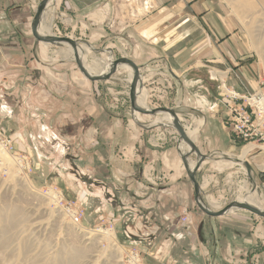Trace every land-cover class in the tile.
Listing matches in <instances>:
<instances>
[{
  "label": "rangeland",
  "instance_id": "obj_1",
  "mask_svg": "<svg viewBox=\"0 0 264 264\" xmlns=\"http://www.w3.org/2000/svg\"><path fill=\"white\" fill-rule=\"evenodd\" d=\"M218 1L239 33L238 43L230 41L226 46H215L219 60L216 66L208 67L200 63L204 57H195L191 65L196 63L198 69H194V74L189 71L177 77L164 68L161 54L149 49L143 58L136 47L135 35L123 33L126 29L123 26L139 23L141 4L134 14L128 13L131 21L125 18L114 19V22L111 18H103V14L108 15L107 8L102 9L104 6H100L102 15L99 12L95 17L83 18L69 12L68 3L55 0L44 10L43 20L50 23L51 36L77 41L80 47L88 43L92 49L86 55L88 63L93 58L106 63L121 57L132 60L140 68L149 110H175L183 127L199 123L194 144L207 159L197 172L196 180L208 208L220 211L231 202H239L256 192L260 208L264 210V175L258 178L255 165L259 164L251 159L255 150L264 152L260 149H264V141L234 136L230 145L225 144L229 149H224L223 145L206 137L210 133L206 130L209 122L218 126L216 131L214 127L210 129L217 137L219 133L224 134L223 127H227L222 100L229 101V97L222 93V83L226 93L234 90L240 97H246L257 90L259 77L260 81L264 80V0ZM33 2H29L30 14L24 32L30 41L26 58L34 61V69L30 71L34 76L29 80L22 76L3 80L4 69L0 65V264H178V260L182 263L181 257L195 252L193 242L181 240L178 233L183 229L175 226L178 221L182 222L184 214L143 209L138 203L142 198L133 197L132 191L129 194L125 181L115 177L116 165L111 163V157L107 160L100 157L97 146H92L95 133L76 131L75 127L66 132L61 127L64 122L73 121L69 111L76 114L87 102L86 93H92L91 101H98L107 113L113 110L115 115L111 116L126 124L124 132L133 142L141 143L145 138L153 149L164 142L160 150L162 165L157 164V175L150 182L156 192L169 184L173 185L167 189H176L179 180L186 178L179 157L181 144L177 133L166 126L167 123L153 126L156 118L152 116L139 115L140 121H134L128 101L130 83L126 71L118 70L106 82L92 83L78 72L73 57H64L70 47H44L37 43L30 33V21L41 0ZM142 8L146 15L152 14L151 26L159 25L163 31L175 25L174 1L160 4L164 18L154 17L157 12L151 2L143 1ZM181 23L183 38L195 41L193 46L199 47L201 55L205 44L200 40L205 37L201 25L189 18ZM105 50H111V59ZM250 63L252 67L247 66ZM226 68L231 69L229 82L225 78ZM8 70L11 73L14 68ZM242 71L250 74V83L241 79ZM143 78L147 81L143 82ZM72 117L79 122L82 116L76 118L72 114ZM163 135L166 140L159 141ZM246 146L252 147L240 160ZM223 149L228 153L220 154ZM158 155H154V160ZM117 156L115 163L119 162ZM189 160L195 162L196 157L191 155ZM244 163L249 165V172ZM190 213L192 225L193 218H207L194 204ZM75 214L80 220L77 225L72 220ZM163 214L168 215L167 220L163 219L164 224L159 220ZM241 218L258 220L264 228L263 219L245 211H230L217 220L226 222ZM206 260L205 264H209ZM249 261V264H259L262 260Z\"/></svg>",
  "mask_w": 264,
  "mask_h": 264
},
{
  "label": "crops",
  "instance_id": "obj_2",
  "mask_svg": "<svg viewBox=\"0 0 264 264\" xmlns=\"http://www.w3.org/2000/svg\"><path fill=\"white\" fill-rule=\"evenodd\" d=\"M32 1L33 0H0V65L3 66L4 69L2 71L3 74H1V76L4 77L3 80H6L7 77L11 78L10 80L15 78L18 79L20 76H22L21 78H25L24 80H29L35 74L33 71L30 72L31 69H34V61L26 58V54L30 50L28 48L30 41L29 38H26L28 36H26L24 32L25 22L30 14L29 2ZM63 1L70 5V8L68 7L70 9L69 12L78 14L83 18L89 17V15L95 17L99 12L101 14L102 11L100 6H104L102 9L107 8L108 15L103 14V18H111L114 22L125 20V18L131 21V18L128 17V13L132 14L133 12L134 14L135 9L138 10V4H141L139 12L142 13V15L137 17L139 18V23L137 25L134 24V26H131L129 23L123 26L122 28H126L123 33H132L135 35L137 38L136 47L143 58H146V52H148L149 49L151 52L161 54V60L165 62L164 68L174 77L180 76L179 74L188 73L189 71L191 73L195 71L194 69H198L196 63L193 64V66L191 65L195 57H204V60L200 63H205L208 67L216 66L219 60L216 59L215 46H226L230 41H234L235 45L238 43L236 39H238L237 35L239 33L236 27L233 26V23L227 18L224 11L221 10L218 5V0ZM143 1L146 2V4L149 2L154 4L156 8L155 11L158 13L154 16L156 18H161V16L163 18L166 17L163 8H160L161 3L174 1L176 11L173 13L172 17L175 20V25L166 27L163 31L160 30L162 27L159 25L156 27L151 26L149 20L152 14H145V10L142 8ZM184 18H189L191 21L196 20V23L201 25V31L205 34V37H201L200 39L201 42L205 43L202 46L203 52L201 55H199V47L196 48L195 45L193 46V44H196L195 41L189 39L185 40L183 38L184 33L181 20H184ZM252 65L253 63H250L247 66L252 67ZM187 66L188 68H186ZM230 67L233 68V65ZM8 68H14V70L9 73ZM242 69L245 71L246 68L242 67ZM230 70V68L225 69V78L228 82L230 81ZM244 71H242L243 76L241 79L250 83L248 82L250 74ZM232 72L235 73L236 71ZM191 74H194V72ZM144 79L147 81L146 78H143V82ZM259 81L260 77L258 78V83ZM230 85L232 86V84ZM91 96L92 93H86L85 99L87 102H85L82 109H78L79 111L76 114L69 111V118H72L73 121H68V123L64 122L61 129L66 132L69 131L71 127H75L76 131L92 130L95 133V144L92 146H97L96 152L100 157L106 160L111 157L112 162H110L114 163V166L116 165V170H114L116 173L115 177L125 181L127 187L126 191H128L129 194L132 191L133 197L137 195L142 198V201L138 203L142 205L143 209H146V211H149V209L151 210V208H156L158 211L162 209L165 212L179 211L180 214L186 211L187 216L192 218L190 210H193L194 195L191 184L187 178L179 180L176 189L174 188L172 190L167 188L170 187L169 185L173 184L158 188V192L151 186V179H154L155 175H157V164L162 165L160 150L163 149L165 143L163 142L161 146L157 145L160 146L159 148L156 149L154 147L153 149L147 145V140L145 138L141 143L133 142L134 140L124 132L126 124L123 121L121 123L119 120H115V117L111 116L112 114L115 115L112 109V111H108V113H110L108 114L98 101H91ZM175 98H177V95ZM72 114L76 115V118L77 115L82 116L81 118L79 117V122L73 119ZM223 117V120H225L224 115ZM212 127H214L216 131L218 126L215 124L213 126V123L210 122L207 123L206 130L210 133H208L206 137L223 145L224 149H229V146L225 147V144L227 143L226 145H228L229 143L230 145L232 140H234V136L230 134L229 130L227 131L225 127H223L225 131H223L224 134L219 133V137H217L215 132L213 134L210 130ZM162 137L163 138H159L158 140H166L164 135ZM254 147L253 150L255 149ZM224 149L219 151L221 152L220 154L224 155L228 153ZM260 149L264 150L263 148ZM255 151L251 159L259 164V166L255 165L259 178L264 175V152L260 150ZM119 154H121L120 157ZM156 154H159V157L154 160V155ZM116 156L119 162L115 163ZM141 167L142 169H140ZM178 187H180V190L177 189ZM167 218L168 215L163 214L159 219L160 223L164 224L163 219L167 220ZM193 219L195 222L193 225H187L179 221L177 224L175 223V226L178 225L183 229L179 231L178 236H180L183 241L193 242L192 249L195 251L186 258L181 257L182 263L178 260V264H205V258L207 257L209 258L206 261H208L209 264H249V260H258L259 258L262 260L259 264H264V241L262 240L264 237V228L262 227V223L258 222V220L253 221L249 218H241L239 220H228L223 222L217 220L222 219V217ZM183 254H185V252ZM193 255H195L194 258L192 257Z\"/></svg>",
  "mask_w": 264,
  "mask_h": 264
},
{
  "label": "water",
  "instance_id": "obj_3",
  "mask_svg": "<svg viewBox=\"0 0 264 264\" xmlns=\"http://www.w3.org/2000/svg\"><path fill=\"white\" fill-rule=\"evenodd\" d=\"M51 0H41V2L38 4L36 10L34 11V16L30 22V33L33 37V39L37 43H42L45 45H50V46H60V45H67L71 48L73 52V59L76 65L77 70L79 73L82 74L85 80L89 82H106L110 80V78L117 72V68L120 66H125L131 69L132 71V78H131V83L129 87V105H130V112L133 114L138 113L143 116H155L156 114H167L168 116L171 117V124H167L166 126L171 127L176 131L178 134V140L179 142H183L189 147V152L187 154H180L179 157L180 160L182 161L183 168L186 173V177L188 181L191 184V187L193 189V195H194V205L199 210L203 215L207 216L208 218H218L223 216L224 214L228 213L231 210H243L246 211L253 216H256L260 219L264 220V210L254 208L246 203L243 202H231L228 204L225 208H223L220 211L213 212L211 211L204 203L203 198H202V192L200 190V185L198 184L196 180V174L198 170L200 169L201 165L205 162L207 157L205 155H202L200 150L188 139V137L185 135L184 130L178 120L177 113H175L174 110L172 109H166V108H158V109H152V110H146L140 108L136 104V98L137 94L139 91L143 88L142 87V81L139 73V68L138 66L131 61L128 58L121 57L117 60H108L109 62V69L105 74L102 75H90L84 65L82 64L81 58L78 55L77 48H78V42L71 40L69 38H61V37H56V36H43L40 35L38 28L41 23L42 16L44 14V10L48 6L49 2ZM84 45L88 46L91 49V47L88 45V43L84 42ZM104 53H108L110 58L112 57V52L111 50H105ZM190 155H195L196 156V163L195 166L190 168L187 159ZM247 172H249L250 167L247 163H244Z\"/></svg>",
  "mask_w": 264,
  "mask_h": 264
},
{
  "label": "bare ground",
  "instance_id": "obj_4",
  "mask_svg": "<svg viewBox=\"0 0 264 264\" xmlns=\"http://www.w3.org/2000/svg\"><path fill=\"white\" fill-rule=\"evenodd\" d=\"M54 2H55V0H51L50 2H49V4H48V6L49 5H51V4H54ZM47 6V7H48ZM36 10V9H35ZM44 15V14H43ZM38 31H39V33H40V35H43V36H47V35H49V36H51L50 35V32H51V26H50V23L49 24H47V23H45V20H43V16H42V19H41V23H40V26H39V28H38ZM39 44H42V43H39ZM44 45V47H46L45 46V44H43ZM65 45V44H64ZM48 46V45H47ZM67 46V45H66ZM69 47V46H68ZM43 48V47H42ZM89 50H90V48L88 47V46H86V45H84V46H82V47H80V46H78V48H77V52H78V55L80 56V58H81V61H82V64L84 65V67L86 68V70L88 71V73L90 74V75H102V74H105L107 71H108V69H109V61L106 63L105 61H102V60H100V59H97V58H93V59H91L90 61H89V63L87 62V58H86V55L88 54V52H89ZM62 54V53H61ZM66 55L64 56L65 58H68V57H73V52H72V50H71V48H68V51H67V53H65ZM74 60V59H73ZM111 61H112V59H111ZM132 61V60H131ZM139 68V67H138ZM118 70H124V71H126L127 72V74H128V83H131V78H132V71H131V69H129L128 67H125V66H120V67H118L117 68V71ZM139 70H140V68H139ZM79 72V71H78ZM139 73H140V71H139ZM81 74V73H80ZM82 75V74H81ZM215 76V75H214ZM224 76V75H223ZM140 77H141V75H140ZM222 78V77H221ZM224 79V78H223ZM141 81H142V78H141ZM264 82V80L263 81H259V83H258V89L254 92V93H257L259 90H261V88H262V83ZM93 83V82H92ZM233 91H230V92H227V94H231ZM138 96H137V98H136V104L140 107V108H142V109H146V110H149L147 107H146V99H147V93L143 90V89H141L140 91H139V93L137 94ZM128 101H129V92H128ZM251 103H258L259 104V106H261L262 107V109L264 110V101L262 100L261 101V99H260V101L258 102L257 100H256V98H254L252 101H251ZM129 107H130V105H129ZM156 109H158V108H156ZM166 109H168V108H166ZM175 111V110H174ZM131 113V112H130ZM175 113H176V111H175ZM263 114H264V112H263ZM131 115H133V119H134V121L135 122H138V121H140V117H139V115H141V114H138V113H131ZM141 116H143V115H141ZM148 117V116H147ZM150 117V116H149ZM153 117H155L156 119L154 120V122H153V126H155L156 124H163V123H167V124H171V117L170 116H168L167 114H156L155 116H153ZM177 117H178V115H177ZM178 120H179V122H180V124H181V126H182V128H183V130H184V133H185V135L188 137V139L194 144V140H195V138H196V135H197V132H198V128L200 127L199 126V123L197 124H194V125H192V126H189V127H183V125H182V123H181V120L179 119V117H178ZM201 123V122H200ZM166 124V125H167ZM201 124H203V123H201ZM200 124V125H201ZM174 130V129H173ZM175 131V130H174ZM176 132V131H175ZM178 135V134H177ZM179 138V137H178ZM178 142H179V140H178ZM180 144H181V146H180V148L178 149V151H179V153L180 154H187L188 152H189V147L186 145V144H184L183 142H180ZM195 145V144H194ZM196 146V145H195ZM197 147V146H196ZM252 146H246V147H244L243 148V150H242V152H241V155H240V157H239V159L240 160H243L244 159V157L246 156V153L248 152V150L251 148ZM198 148V147H197ZM201 152V151H200ZM202 154V153H201ZM203 155V154H202ZM191 156V155H190ZM189 156V157H190ZM195 156V155H194ZM189 157H188V159H187V162H188V164H189V166H190V168H192V167H194L195 166V163H196V160H195V162H192V161H190L189 160ZM196 157V156H195ZM207 157V156H206ZM181 161V160H180ZM206 161V160H205ZM181 163H182V161H181ZM230 165H231V163H229ZM202 166V165H201ZM182 167H183V164H182ZM201 168V167H200ZM184 169V168H183ZM199 171V170H198ZM184 172H185V170H184ZM185 175H186V173H185ZM187 178V177H186ZM190 183V182H189ZM199 184V183H198ZM200 190H201V186H200ZM201 192H202V190H201ZM261 198V197H260ZM259 197H258V195H257V193L256 192H253V193H251V194H248L246 197H244L243 199H240L239 200V202H243V203H246V204H248V205H250V206H252V207H254V208H257V209H261L260 207H261V205H260V202H259ZM236 202V201H235ZM206 205V204H205ZM207 206V205H206ZM208 207V206H207ZM210 209V208H209ZM211 210V209H210ZM261 210H263V209H261ZM212 211V210H211ZM231 211H243V210H231ZM213 212H217V211H213ZM230 212V211H229ZM228 212V213H229ZM246 212V211H245ZM227 214V213H226ZM226 214H224L223 216H225ZM252 215V214H251ZM223 216H221V217H223ZM72 220H73V223L75 224V225H77V224H79V222L78 223H75L74 222V218H73V216H72ZM111 239L113 240L114 239V237H111ZM136 258L134 259L136 262L138 261V260H136L137 259V256H135Z\"/></svg>",
  "mask_w": 264,
  "mask_h": 264
},
{
  "label": "built area",
  "instance_id": "obj_5",
  "mask_svg": "<svg viewBox=\"0 0 264 264\" xmlns=\"http://www.w3.org/2000/svg\"><path fill=\"white\" fill-rule=\"evenodd\" d=\"M32 3L34 2L32 1ZM223 84L221 85V91L229 97V101L223 102L222 100L226 108V121L224 120V122L227 123V127L225 126V129H228L230 134L232 133L233 136L242 140L264 141V110L258 103H251L254 98L258 102L260 99L264 101V82L261 90L257 93L248 94L246 97H240L239 94L234 92L227 94ZM223 94H221V97ZM235 101H241L242 103H234ZM183 214L182 223L192 225V220L187 216V212L183 211ZM73 218L75 223L80 221L77 214Z\"/></svg>",
  "mask_w": 264,
  "mask_h": 264
}]
</instances>
